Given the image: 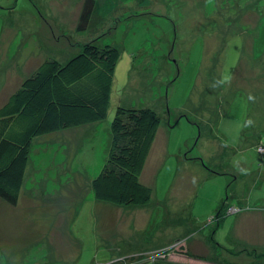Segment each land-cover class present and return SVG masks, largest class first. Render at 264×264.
Listing matches in <instances>:
<instances>
[{
	"label": "rangeland",
	"instance_id": "1",
	"mask_svg": "<svg viewBox=\"0 0 264 264\" xmlns=\"http://www.w3.org/2000/svg\"><path fill=\"white\" fill-rule=\"evenodd\" d=\"M84 4L0 0V106L45 60L92 40L120 53L104 120L33 139L17 205L0 200V264H153L163 251L264 264V0H127L81 23ZM117 107L160 118L144 206L91 189ZM197 241L198 262L173 256Z\"/></svg>",
	"mask_w": 264,
	"mask_h": 264
},
{
	"label": "trees",
	"instance_id": "2",
	"mask_svg": "<svg viewBox=\"0 0 264 264\" xmlns=\"http://www.w3.org/2000/svg\"><path fill=\"white\" fill-rule=\"evenodd\" d=\"M122 1L127 0H85L81 23L99 10L105 16ZM119 57L117 48L99 45L98 40L82 44L79 54L65 64L43 61L0 106L1 201L17 205L34 138L105 119ZM159 124V116L149 108H116L107 160L91 181L96 201L124 207L149 203L151 190L140 177ZM177 246L173 249L191 255ZM152 261L173 264L167 251Z\"/></svg>",
	"mask_w": 264,
	"mask_h": 264
},
{
	"label": "crops",
	"instance_id": "3",
	"mask_svg": "<svg viewBox=\"0 0 264 264\" xmlns=\"http://www.w3.org/2000/svg\"><path fill=\"white\" fill-rule=\"evenodd\" d=\"M158 131H159V129H158ZM158 131H157V134H156V136H155V140H154V142H153V144H152V146H151V149H150V151H152L155 147H156V143H157V136H158ZM149 154H150V152H149ZM149 154H148V156H149ZM147 160H148V157H147ZM147 160H146V162H147ZM146 164V163H145ZM145 167V166H144ZM143 171H144V168H143ZM143 171H142V173H143ZM141 173V174H142ZM141 178V177H140ZM237 219V218H236ZM236 219L234 220V222L236 221ZM178 245H179V247H184L185 249H187V253H190L191 255H193L194 257H187V256H185V255H183V254H180V253H174L173 254V256L174 257H183V258H185V259H188V260H190V261H194V262H198V259L197 258H195V256H201L202 254H199V253H193L192 251L193 250H195V251H199L200 249H202V248H205V246L200 242V241H197V243H195L194 245H191L190 243H188V245H186V247H185V243H184V245H183V243L182 242H179L178 243ZM172 259V258H171ZM171 259L169 258V260L171 261ZM172 262V261H171ZM174 264H177V262H174Z\"/></svg>",
	"mask_w": 264,
	"mask_h": 264
},
{
	"label": "bare ground",
	"instance_id": "4",
	"mask_svg": "<svg viewBox=\"0 0 264 264\" xmlns=\"http://www.w3.org/2000/svg\"><path fill=\"white\" fill-rule=\"evenodd\" d=\"M177 247H179V245H178ZM177 247H176V248H177Z\"/></svg>",
	"mask_w": 264,
	"mask_h": 264
}]
</instances>
